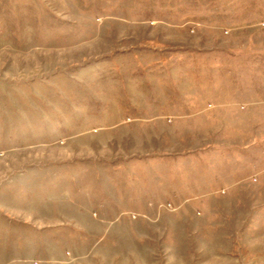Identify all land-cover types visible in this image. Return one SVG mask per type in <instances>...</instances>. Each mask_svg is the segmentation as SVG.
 <instances>
[{"label": "rangeland", "instance_id": "obj_1", "mask_svg": "<svg viewBox=\"0 0 264 264\" xmlns=\"http://www.w3.org/2000/svg\"><path fill=\"white\" fill-rule=\"evenodd\" d=\"M0 264H264V0H0Z\"/></svg>", "mask_w": 264, "mask_h": 264}]
</instances>
